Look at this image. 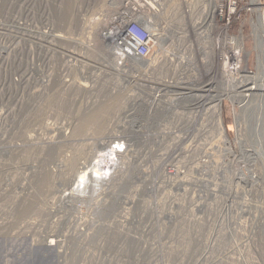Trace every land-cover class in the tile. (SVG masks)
Instances as JSON below:
<instances>
[{"label": "rangeland", "instance_id": "obj_1", "mask_svg": "<svg viewBox=\"0 0 264 264\" xmlns=\"http://www.w3.org/2000/svg\"><path fill=\"white\" fill-rule=\"evenodd\" d=\"M22 1L8 0L2 8L9 15L19 16L24 13ZM210 1L163 0L162 21L171 26L174 18L190 15L191 22L183 23L187 24V32L192 33L200 27L203 10ZM4 2L0 0L1 4ZM50 2L52 9L55 2ZM146 2L145 6L152 3ZM125 3L126 0H59L57 4L65 7L66 13L59 6L54 8L55 21L63 26V31H74L84 39L88 25L95 29L94 90L89 93V103L86 91L77 94L74 105L63 102L61 110L71 117L68 123L73 121L69 136H23L25 120L1 125L0 264H264V149L252 156L245 145L248 157L243 147L238 148L237 136L248 138L253 134L243 118L236 127L235 113L239 109L228 97L232 95L230 79L221 78L219 61L210 59L208 89L201 87L200 76L197 82L193 75L190 79L181 78L179 81L197 85H188L190 88L186 89V84L179 86L183 88L173 87L171 109H158L156 115L150 116L155 110L148 108L147 101L144 109L137 103L150 89H156L157 85L153 87L150 82L173 77L174 73L166 58L160 60L158 71L140 64L114 66V46L103 41L100 32L106 25L107 32L111 31L115 15ZM104 8L107 23L99 20ZM243 18V12L233 17L228 32L242 36L248 52L244 62L256 70L258 52L252 27ZM257 31L261 33L258 28ZM164 35L163 43L170 40L171 33L166 30ZM199 43L196 50H200ZM164 46L168 50L169 42ZM213 49L217 55L218 45L213 44ZM200 66L199 73L202 63ZM140 69L146 73L138 72ZM177 91L184 98L175 103ZM221 93L226 96L221 95L220 115L228 145L216 127L212 111L215 101L209 103ZM201 103L203 106H198ZM94 112L99 118L86 121V116H94ZM120 141L128 151L110 166L108 157L104 158L106 149ZM117 151L112 152L115 155ZM95 160L101 162V171L107 167L104 171H110L109 175L98 172L96 179L88 177L90 185H86L85 192H79L82 200L64 197V191H72L76 169L90 171ZM83 177H79L78 184ZM103 181L107 185L92 194V184ZM108 184L116 190L122 188L123 192L107 197L104 210L97 209L93 203L99 200L98 196L103 197ZM135 186L139 187L133 217L118 225L123 206L131 204L129 192ZM49 238L55 240L52 245H47Z\"/></svg>", "mask_w": 264, "mask_h": 264}, {"label": "built area", "instance_id": "obj_2", "mask_svg": "<svg viewBox=\"0 0 264 264\" xmlns=\"http://www.w3.org/2000/svg\"><path fill=\"white\" fill-rule=\"evenodd\" d=\"M139 1L126 0L125 5L119 10V20H125L123 25L117 26L118 20L116 23H112L113 27L110 30L113 32L114 59L119 66L132 65L134 62L133 65L140 64L141 67L147 66V68L151 66V69L149 68L151 71H158L160 60L168 56L164 53L166 47L162 43L165 38L164 28L168 23V21L163 22L161 16L165 7L164 2L163 0H149L153 4L145 6L143 2L147 3L146 0H141L140 4ZM7 2L8 0H5L4 4L0 3V8L6 7ZM58 2L59 0H51L53 12L49 6V0H23L21 8L24 13L19 16L9 15V12H6L4 8L0 10V127L1 125L10 126L18 120H25L23 136H55L56 134L69 136V125L72 126L73 121L68 123L67 119L71 117L61 110L64 106L63 102L69 104L70 101L74 105L76 103L73 101L78 100L77 94L86 91L87 103H89V93L94 89L95 29L92 30L88 25L87 35L84 36V39L74 31H63V26L56 23L55 14H53ZM148 7L151 8L150 11L156 20L155 27L151 29L134 18V13ZM104 11L107 12V8L100 10L101 19L99 20L103 19L107 23V15ZM241 12L246 16L243 20L251 25L252 30L256 27V30L258 28L262 32L259 25L261 23L264 25V0H211L209 6L203 10L199 27V46L203 68L201 73L199 70L198 74H195L202 78L201 87L208 89L211 83L206 78L212 73L211 64L208 65V62L210 59L218 60L220 77L230 79L228 86L231 87L230 91L235 97L233 105L238 109L247 106L245 99L248 96L244 95L248 94L247 89L252 84L253 76L257 72V70L248 68L247 62L243 64L245 51L243 44L240 50L238 49L240 45L233 43L239 38L242 41V36L228 32V23L233 17H238ZM210 13L212 14L211 19ZM96 19L94 18L93 22ZM106 32L107 25L105 30L100 33ZM103 40L105 41L104 38ZM213 44L214 46L218 45L219 53L217 55H215ZM150 63L152 64L149 65ZM139 72L144 73L145 71L140 69ZM140 75L144 77L145 74ZM81 79L83 80L81 81ZM139 80L145 81L146 79L140 78ZM160 80L170 81V78ZM150 83L153 87L156 84L157 87L150 89L145 98L142 97L141 102L137 103L139 108L144 109L143 106L147 101L148 108L155 110L154 113L149 112L150 116L156 115L158 109H171V92L174 91V88L167 86L171 84V81L165 85H159L155 79ZM219 83H222L221 80ZM262 84L264 87V83ZM217 97H214L211 103ZM220 98L223 99L221 96ZM213 113L216 121L221 120L220 111ZM3 136L7 135L4 133ZM116 143L106 149L107 156L104 158L107 160L108 157L110 166L117 163L119 157L128 151L127 147L123 145V141ZM115 148L118 151L114 155L112 151ZM91 165L94 168L90 171L76 169L75 177L71 180L73 192L64 191V197L72 196L74 199L82 200L79 192H85L86 185H90L87 183L88 177L96 179L94 176L98 175V172H107L104 171L107 169L106 166L101 171L102 164L97 160L93 161ZM109 173L110 171L107 172V175ZM80 176H84L83 182L78 184V180H81ZM91 182L95 183L96 180ZM102 183L92 184L91 193L96 194L100 186L107 185V181ZM117 184L124 185V183ZM108 185L109 189L104 192L103 197L98 196L99 200L93 203V205L96 204L97 209L100 207V210H104L107 206V197L119 196V191L123 192L122 188L116 190L110 184ZM138 187L135 186L129 192L131 204L128 207L123 206L122 220H118V225H123L126 220L133 217L132 211L137 200ZM133 194H135L134 197H132ZM53 241L55 242L54 239ZM130 242L133 243L134 239H131ZM52 244L50 243V245Z\"/></svg>", "mask_w": 264, "mask_h": 264}, {"label": "bare ground", "instance_id": "obj_3", "mask_svg": "<svg viewBox=\"0 0 264 264\" xmlns=\"http://www.w3.org/2000/svg\"><path fill=\"white\" fill-rule=\"evenodd\" d=\"M61 1V0H60ZM203 1V0H202ZM208 1V0H206ZM153 3H148L146 5L150 6L152 5ZM208 4V2H207ZM62 5V4H60ZM59 6V5H58ZM57 6V8H58ZM73 6V5H72ZM60 7H61V11L63 12L64 8L63 6H59V10H60ZM56 8V7H55ZM69 7H67L68 9ZM151 8L148 7L146 8V11L144 10H140L139 12H141L139 14L138 13H134L135 14V17L136 19H138L139 21H142V23L148 27L149 29L151 28H154L155 24H156V20L153 16V14L151 13ZM60 11V13H62ZM66 13V10L64 11ZM59 13V15H61ZM72 15V14H71ZM63 17V16H62ZM59 19H61V16L59 17ZM64 18V17H63ZM62 18V19H63ZM115 20L119 21L118 22V25L117 26H122L123 25V22L125 20H119V13H117L115 15ZM80 20V19H79ZM78 20V21H79ZM114 20V19H113ZM70 23L72 21L69 20ZM88 21V20H87ZM164 21V20H163ZM183 21H186L189 23V21L191 22V17L190 15H188V18L184 16H180V17H177V18H174V21L173 23H171V26H166V28H164V32L166 30L170 31L171 33V36H170V40H164V43L163 45H165L167 42H169V45H170V48L168 50H170L171 52H169L168 50H166L165 48V51L164 53H166L168 56L167 57H164L163 60L166 58L168 59V62H170V65L172 68H170V70L173 69V77H170V81H171V84H168L167 86H172V87H175V88H178L179 86H181V84H186L187 87H184L185 89L186 88H192L193 86H196L197 84H193L192 82H189V81H179L181 78L182 79H190V77L193 75V77L195 78V82H197L198 80V76H195V74H198L196 73L195 71H199L200 70V58H199V54H200V50H196V47L198 46V41H199V38H200V31H199V28H197V25H196V31L193 30L192 33H189L187 32V30L185 29V27H187L185 24V22L183 23ZM75 23L77 22V20L74 21ZM77 23H80V22H77ZM76 23V24H77ZM93 23V22H92ZM121 24V25H120ZM167 25V24H166ZM77 25H75L76 27ZM260 28L262 30V32L260 34H258L257 30H256V27H254V29L252 30L253 31V36H254V40H255V49L257 50L258 54H257V72L255 73V75L253 76V81H251V85L249 87V89H247V95H244V96H248L245 100L247 101V106L245 107H241L239 108L237 114L235 113V122H236V127L238 126L239 123H241V120L243 118V120L246 121V127L248 126L249 128V132H251L252 135L248 136V138H246L245 136L241 137V136H237V145H238V148L239 150L243 149V151L247 152V156H248V153L249 155H254L256 153H259V150L260 149H264V87H263V84L264 83V25L261 23L260 25ZM119 27V28H120ZM80 29V28H79ZM76 30V29H75ZM93 30V29H92ZM70 31V30H69ZM101 34V33H100ZM261 34H263V37L261 36ZM112 36H113V32H106L104 34H102V38H104L106 41H110L112 42ZM194 38L192 41L190 40V38L192 37ZM97 37V36H96ZM80 40V38H79ZM104 41V40H103ZM82 42V41H81ZM233 43H238L240 46V49L242 48V41L240 40V38ZM200 44V43H199ZM200 49V48H198ZM196 52V53H194ZM112 53V52H111ZM248 52L244 51V55H245V59H246V54ZM114 54V53H113ZM170 54V55H169ZM165 56V55H164ZM165 59V60H166ZM162 60V61H163ZM110 61V60H109ZM106 62V61H105ZM161 62V61H160ZM114 66H118L117 65V61L115 59V61L113 62ZM135 64L134 62H132V65ZM152 63H150L149 65H151ZM243 64H244V60H243ZM163 65V63H162ZM169 66V65H168ZM136 67V66H135ZM245 68V67H244ZM130 69V68H129ZM146 69V68H145ZM169 69V68H168ZM117 70V69H115ZM119 70V69H118ZM135 70V69H134ZM139 72V71H138ZM146 73V71H145ZM160 74V73H159ZM170 75V76H172ZM190 76V77H189ZM151 78V77H150ZM157 78V77H156ZM110 79V78H109ZM169 80V79H168ZM170 81H166V80H162V81H158L157 84L159 85H165L167 83H169ZM166 82V83H165ZM199 83V82H198ZM156 85V84H155ZM183 85V86H184ZM190 85V87L188 86ZM216 85V84H215ZM198 87V86H197ZM200 87V86H199ZM198 87V89H199ZM214 87V86H213ZM179 88H183V87H179ZM201 88V87H200ZM197 89V90H198ZM214 89V88H213ZM216 89V88H215ZM94 90V89H93ZM183 90V89H182ZM196 90V91H197ZM204 90V89H203ZM175 91V90H174ZM183 92V91H182ZM188 92V91H187ZM246 92V91H244ZM225 93V92H224ZM223 93L221 94H218L217 98L215 99L216 103L214 105H212L213 108H215L214 110H212L213 112L215 111V113H218L220 111V101H221V98L220 96L222 95ZM228 94V93H227ZM191 95V94H190ZM197 95V94H195ZM194 95V96H195ZM199 95V94H198ZM216 95V94H215ZM175 96V103H177V99L178 100H182V98H184V95L183 93L181 92H178L177 93L175 92L174 94ZM193 96V94H192ZM229 96V95H228ZM232 97V98H231ZM201 98V97H200ZM206 98V97H205ZM229 98L232 100L231 102H235V97L233 95H230ZM174 99V98H173ZM196 99V98H195ZM248 99V100H247ZM172 100V99H171ZM210 100V99H209ZM173 103V100L170 101ZM211 102V100L209 101V103ZM171 103V104H172ZM208 104L207 103H204L202 105H199L198 106H203L205 107V105ZM66 105V104H65ZM211 105V104H210ZM209 105V106H210ZM208 106V107H209ZM73 107V106H72ZM139 107V106H138ZM207 107V108H208ZM211 107V106H210ZM235 107V106H234ZM69 108V107H68ZM212 108V109H213ZM64 109V108H63ZM125 109V108H124ZM167 109V108H166ZM66 113V112H65ZM96 113L94 112V116H86V121H91L92 119H98L99 118V114L95 115ZM142 114V113H141ZM71 115V114H70ZM161 116V115H160ZM204 116V115H203ZM259 118V120H258ZM88 119V120H87ZM143 119V118H142ZM241 119V120H240ZM222 120V119H221ZM221 120H217L216 121V127L219 131V135L221 136L222 138V141L228 145L229 141H228V137H227V132H226V128L224 126V124L222 123ZM245 121H242L243 123ZM87 123V122H85ZM113 123V122H112ZM162 123V122H161ZM131 124V123H130ZM81 125V124H80ZM161 125V124H159ZM166 125V124H165ZM82 126V125H81ZM150 126V125H149ZM244 126V125H243ZM161 127V126H160ZM182 127V126H181ZM210 127V126H209ZM240 127V125H239ZM143 128V127H142ZM179 128V127H178ZM127 129V128H126ZM238 129V128H236ZM247 129V128H246ZM247 129V131H248ZM137 130V129H136ZM80 131V130H79ZM216 131V130H215ZM240 131V129H239ZM125 132V131H124ZM166 132V131H165ZM201 132V131H200ZM209 132V131H208ZM192 133V132H191ZM194 133V132H193ZM149 134V133H148ZM177 134V133H176ZM207 134V133H206ZM174 138V137H173ZM177 138V137H176ZM245 138V139H244ZM180 139V138H179ZM151 140V139H150ZM247 142H249L250 144H247ZM247 145V150L249 151H246L245 146ZM243 147V148H241ZM241 148V149H240ZM116 149V148H115ZM172 149V148H171ZM229 148H227L228 150ZM259 149V150H258ZM116 151V150H115ZM114 151V152H115ZM261 153V152H260ZM264 153V152H263ZM262 153V154H263ZM243 154V153H242ZM244 155V154H243ZM261 155V154H260ZM259 155V156H260ZM246 156V157H247ZM258 156V157H259ZM205 157V156H204ZM208 157V156H207ZM249 157V156H248ZM209 158V157H208ZM154 159V158H153ZM156 159V158H155ZM249 159V158H248ZM262 160V159H261ZM150 161V160H149ZM168 164V163H167ZM131 168V167H130ZM170 168V167H169ZM175 169V168H174ZM178 169V168H177ZM176 169V170H177ZM178 173V172H177ZM165 175V174H164ZM176 183V182H175ZM215 191V190H213ZM217 195V194H216ZM214 197V196H213ZM116 201V200H115ZM198 231V230H197ZM48 241V245H50V243H54L53 239H49L47 240ZM123 250V249H122Z\"/></svg>", "mask_w": 264, "mask_h": 264}]
</instances>
